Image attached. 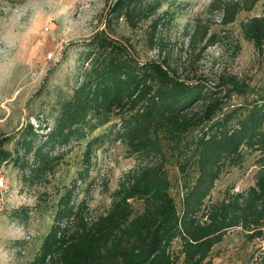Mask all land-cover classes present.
Returning a JSON list of instances; mask_svg holds the SVG:
<instances>
[{
    "label": "trees",
    "instance_id": "16d2710c",
    "mask_svg": "<svg viewBox=\"0 0 264 264\" xmlns=\"http://www.w3.org/2000/svg\"><path fill=\"white\" fill-rule=\"evenodd\" d=\"M164 1L112 0L105 27L77 50L80 64L70 92L34 122L26 120L0 137V164H11L24 182L52 172L57 147L85 138L84 163L110 134L147 159L120 182L106 212L89 222L84 203H75L73 182L28 264H207L211 248L234 227L245 240L260 241L245 264H264V94L223 109L224 99L241 89L231 86L214 95L205 83L176 76L164 61L139 60L114 36L118 20L133 26ZM173 1L152 26L171 17ZM237 12L236 4H226L222 23L232 22ZM242 27L243 37L260 49L264 15ZM102 126L109 131L91 134ZM248 157L256 167L252 184L206 203L220 175ZM166 163L182 176L178 201L169 192ZM133 199L142 202L140 212L131 206ZM27 210L8 215L26 217Z\"/></svg>",
    "mask_w": 264,
    "mask_h": 264
},
{
    "label": "rangeland",
    "instance_id": "374dc122",
    "mask_svg": "<svg viewBox=\"0 0 264 264\" xmlns=\"http://www.w3.org/2000/svg\"><path fill=\"white\" fill-rule=\"evenodd\" d=\"M111 1L0 0V137L26 120L34 122L35 115L49 111L59 95L70 92L80 64L77 50L105 27ZM167 1L133 26L118 20L114 36L139 60L164 61L176 76L205 83L214 95L231 86L241 89L224 99L223 109L264 94V43L255 49L242 34L249 18L264 15V0H174L169 4L171 17L152 26L153 19L169 9ZM226 4H236L238 12L223 24ZM108 126L91 134L108 132ZM106 139L86 163V138L57 147L52 172L32 183L24 182L11 164H0V264H28L73 182L75 203H84L86 221L106 212L120 182L147 160L130 153L114 134ZM165 169L170 195L178 201L182 176L171 163ZM255 169L253 157H248L240 167L221 174L205 202L243 190L252 184ZM130 203L135 212L142 210L140 200ZM21 207L28 208L26 217L8 215ZM257 244L259 240H245L239 227L230 228L211 248L207 264H245Z\"/></svg>",
    "mask_w": 264,
    "mask_h": 264
},
{
    "label": "built area",
    "instance_id": "2783aa9c",
    "mask_svg": "<svg viewBox=\"0 0 264 264\" xmlns=\"http://www.w3.org/2000/svg\"><path fill=\"white\" fill-rule=\"evenodd\" d=\"M0 184H1V180H0Z\"/></svg>",
    "mask_w": 264,
    "mask_h": 264
}]
</instances>
